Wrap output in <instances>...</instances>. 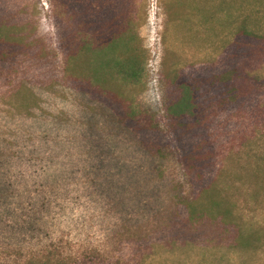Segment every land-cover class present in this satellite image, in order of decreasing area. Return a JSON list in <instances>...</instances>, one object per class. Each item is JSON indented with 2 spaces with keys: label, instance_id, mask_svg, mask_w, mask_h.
Listing matches in <instances>:
<instances>
[{
  "label": "rangeland",
  "instance_id": "1",
  "mask_svg": "<svg viewBox=\"0 0 264 264\" xmlns=\"http://www.w3.org/2000/svg\"><path fill=\"white\" fill-rule=\"evenodd\" d=\"M0 264H264V0H0Z\"/></svg>",
  "mask_w": 264,
  "mask_h": 264
},
{
  "label": "trees",
  "instance_id": "2",
  "mask_svg": "<svg viewBox=\"0 0 264 264\" xmlns=\"http://www.w3.org/2000/svg\"><path fill=\"white\" fill-rule=\"evenodd\" d=\"M128 28L123 30L119 35L113 38L110 42H107L104 50H101L97 55V68L105 66L110 67V71H118L120 75L128 77V79L135 75L134 70L139 64L140 49L135 48L129 42L133 40V36L128 35ZM131 34V33H129ZM85 48L82 46L81 50ZM99 51V50H98ZM79 54V52L77 53ZM78 56V55H77ZM102 57V58H101ZM95 58V59H96ZM104 58V60H103ZM180 88L179 97L169 105L166 109V114L174 121H181L185 117L193 118L192 122L197 123L199 118L195 115L198 111V95L195 91V87L191 83L174 81ZM223 222L225 219L221 218Z\"/></svg>",
  "mask_w": 264,
  "mask_h": 264
}]
</instances>
